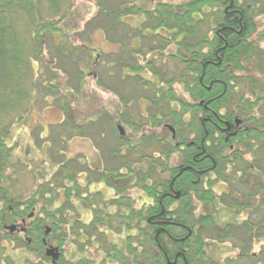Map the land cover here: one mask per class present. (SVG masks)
<instances>
[{"label": "trees", "instance_id": "16d2710c", "mask_svg": "<svg viewBox=\"0 0 264 264\" xmlns=\"http://www.w3.org/2000/svg\"><path fill=\"white\" fill-rule=\"evenodd\" d=\"M75 1L0 0V264L7 249L4 241L36 255L27 264H53L46 255V249L52 246L61 251L55 264H94L84 256L86 247L95 243L108 249L104 260L95 264H107L110 259L115 264H260L264 253L251 251L264 239V222L259 216L264 208V31L260 28L264 0H186L180 7L170 4V0H122L117 13L106 4L107 0H92L115 23L126 24L125 19L131 16L141 19V27L131 28V32L139 34L144 46L149 40L153 45L157 40L174 43V54L167 55L164 46L150 48L149 52L156 51L161 58L177 62V69L171 79L157 70L153 72L162 81L159 86L143 78L147 70H153V60L146 65L137 61L134 65L120 64L121 70L131 71L132 77L128 78H135L151 95L138 98L150 104L146 123H136L126 113L109 120L119 148L104 154L111 160L118 156L130 161L100 173L93 181L85 173L86 182H104L112 192L100 188L89 193L77 174L66 173L68 163L62 162L52 181L39 176L33 194L20 200L15 169L16 165L25 167L24 159L15 157L16 148L8 141L14 127L26 119L39 90L59 92L71 86V78H67L71 74L62 65L65 57L60 48L71 45L70 58L75 52L80 55L83 48L73 42L80 37L81 27L91 26L98 19H85L83 14L79 23L72 25L75 36L71 37L67 21L76 9ZM84 9L89 13V7ZM150 31L157 40L148 38ZM127 34L118 31L113 36ZM50 43L55 52L47 50ZM136 53L147 59L141 49ZM74 60L77 77L84 79L80 61ZM41 65L50 74L47 84L39 83L36 77ZM178 85L183 86L189 101L179 97L175 89ZM100 86L107 89L102 83ZM72 99H65L62 110L66 119L58 126L67 124L82 130L74 118L78 114L72 108ZM223 120L231 123L234 131L236 128L237 135L229 142ZM238 120L240 128L236 126ZM165 123L172 125L174 132H170L179 146L151 132L150 140L157 145L159 155H150L146 129L163 127L166 131ZM124 124L135 131L133 137L121 135L119 125ZM181 147L186 149L181 151ZM25 149L21 152L27 151L28 156L29 150ZM179 153L181 163L174 168L170 159ZM59 156H65L63 150ZM196 157L198 163L194 162ZM181 170L184 173L175 176ZM195 171L202 174L195 175ZM125 176H129L125 182L119 181ZM113 178L115 183L111 184ZM172 183L173 190L181 193L180 198L168 197ZM220 183L232 187V192L218 194L214 187ZM235 183L240 187L235 188ZM129 189L141 190L147 201L137 207L135 198L126 193ZM197 204L212 212L198 214ZM224 209L234 210L232 219L236 222L218 225L217 216ZM83 211L90 215L84 218ZM240 215L243 218L239 220ZM20 221L25 230L21 239L6 230ZM48 228L51 232L46 235ZM110 230L123 236L122 246L106 240V231ZM207 238L232 243L240 254L223 262L212 259L206 249ZM77 253L82 256L77 258ZM6 260L10 262V258Z\"/></svg>", "mask_w": 264, "mask_h": 264}, {"label": "rangeland", "instance_id": "374dc122", "mask_svg": "<svg viewBox=\"0 0 264 264\" xmlns=\"http://www.w3.org/2000/svg\"><path fill=\"white\" fill-rule=\"evenodd\" d=\"M91 1L92 0H76V9L70 14L67 21L69 25L67 31L70 32L68 33L71 37H74L73 31H71V28H73L72 25L78 24L80 17H84L83 14H86L85 19H92L98 16V19H96L91 26L81 27L80 37H78L77 40L75 39V42L72 41L75 46L81 45L83 52L80 55H76L75 52V55H73L74 58H70L72 54H69V52L73 49L71 45H69L68 48L60 46L65 57L62 58V65H64L71 74V76H67L68 79L71 78V86L69 88H62L59 92H46L43 89L39 90L33 97V101L30 104V112L27 117H25L26 119L21 126L14 127L12 136L8 141L11 147L15 146L16 148L15 157L19 160H21V158L24 159L25 167L16 165L15 169L19 177L17 189L20 200H26L33 194L40 180L39 176L43 175L48 181H52L54 177L59 174L60 164L62 162L68 163V170L66 173H68V175L77 174V178L81 181L83 186L86 185L85 176L87 174L85 175V173H88L90 178L92 176L91 179L93 181L100 173L110 172L113 166L117 168V166L120 167L125 161L128 163L130 159L125 158L126 160H123L121 157L116 156L114 160H111L104 154L107 150H118L119 148V142L112 133L109 120L115 117H121L126 113V115L129 114L136 123H146L148 121L147 116L150 104L149 101L145 99L138 100V98L145 97L148 94L151 95V93L146 90L144 85L137 83L135 78L129 79L128 77H132V73L127 69L121 70L122 65H134L135 61L139 62L141 65H146L147 62L153 60V70H147L143 78L159 86H162V81L153 72L157 70L161 72V74L163 73L165 76H168V79H171L175 74L174 71L177 69V62L167 57L161 58V54L156 53V51L153 53L149 52L150 48H160L164 46V48L166 47L167 55L174 54L176 51L174 43L169 44V47L166 42L161 43V41L154 38L153 34L155 33L150 31L148 38L154 41L157 40V43L153 45L152 43L154 42H150L151 40H149L144 46L139 34H137V32H131V28L141 27V19L131 16L125 19L126 24L115 23L113 18L105 15L98 7L94 6ZM185 1L186 0H170L168 2L180 7ZM120 2H122V0H107L106 4L113 9H111L112 11L117 13L121 11L120 6H118ZM85 6L90 8L89 13L87 9H84ZM260 28L261 31H264V19L261 21ZM118 31L129 34H127V36L117 35L118 37L116 38L113 35ZM161 33L168 36L165 32ZM56 39L58 42L56 43L59 45L60 38L57 37ZM139 49L144 52L143 54L147 57L146 60H144V57H137L139 55H136V52L139 51ZM47 50L52 52L56 51L54 45L51 43L49 47H47ZM91 50H94V53L90 52ZM132 50L135 52L134 55ZM95 58H99L100 62H98V64H96L98 59L95 61ZM74 59L80 61L79 69H83V73L86 77L83 75L81 76H83L84 79L80 76L77 77L76 73L78 71H76L77 69L73 62ZM121 63L122 65H120ZM49 75L44 65H41L39 71L36 73L37 80L39 83L43 84H47L45 80L49 79ZM101 83L106 86L107 89H102L100 86ZM175 89L181 99L189 101L183 86H175ZM68 97H73L72 108L76 114H78V116L75 115L74 118L77 119V122L82 126V130H77L67 124L65 126H58L61 124L63 125L66 119V114L62 108H64L65 99ZM119 127L125 129V133L128 137H131L132 134L135 133L128 125H119ZM146 130L149 131L147 132L149 133L147 135V144L150 148L147 150L148 153H151L150 155H159L157 145L150 140V133L158 134L160 137L167 139L169 138L167 130L164 131L163 127L161 129L149 127ZM136 143L138 142L136 141L134 145ZM21 148H28L31 154L28 153L27 156V151L25 152L22 150L21 152ZM61 150L64 151L65 156H59ZM135 156L138 155L136 154ZM135 156H133L134 159L137 158ZM119 173L120 172H116L115 174ZM123 173L128 172L124 171ZM130 173H132V171H130ZM128 178L129 176H125L123 180L120 179L119 181L125 182ZM110 181L111 184H114L115 178L110 179ZM262 181H264V178ZM124 182L122 183L125 184ZM69 184L71 185L70 182ZM239 187L240 184L235 183V188ZM214 188L218 194L231 193L233 190L232 187L225 183H220ZM104 191L106 192V189ZM126 193H131L133 198H135V205L137 207H141L144 201H147L143 199L144 195L139 189L132 191L129 189ZM236 196L239 197L240 194ZM62 199L64 202L65 198L63 197V193ZM128 199L130 198H127V200ZM76 202L77 204L80 203L79 200H76ZM86 211H83L84 218H86L85 214H89ZM105 211L108 212L109 210L105 209ZM211 212L212 210L209 207L197 204L198 214H208ZM233 213L234 210L224 209L220 214L221 217L217 216L218 225L224 226L228 222H236L235 219H232ZM260 215H262L261 221L264 222V208L259 216ZM238 218L240 220L243 216L240 215ZM106 232V240L115 244H121V246L123 245L122 235H116L117 233H114L112 230ZM210 236H214V233ZM263 243L264 239L259 240V242L253 246L251 252L263 254ZM3 246L7 247L6 251L3 253V264H27V260H35L34 256L36 255L26 251L23 247H19L18 244L4 241ZM206 249L210 258L222 262L229 257L237 258L240 254L239 249L235 248L232 243L221 244L210 238H207ZM68 251L69 248L66 252ZM107 251L108 249L102 244L95 243L94 246L86 247L85 256L88 254L99 263L106 257ZM67 254L68 256L70 255V253ZM75 256L79 258L82 255L77 253ZM7 258H10V262H7ZM106 263L115 264L112 259L107 260ZM208 263L209 261L206 262V264ZM263 263L264 260L261 259L260 264Z\"/></svg>", "mask_w": 264, "mask_h": 264}, {"label": "flooded vegetation", "instance_id": "af4514ba", "mask_svg": "<svg viewBox=\"0 0 264 264\" xmlns=\"http://www.w3.org/2000/svg\"><path fill=\"white\" fill-rule=\"evenodd\" d=\"M98 59V60H97ZM95 61H96V64H98V62H100L99 61V58H97ZM95 64V65H96ZM183 119L184 120H187V121H190L189 120V118H187V117H185V115H183ZM224 124V128H223V130H225L226 131V133H227V135H226V137H227V139H226V142H229L231 139H232V137H236V135H237V132H236V128H235V131L233 130V127H232V124L231 123H229L228 121H226V120H223L222 121ZM241 121H236V126L238 127V128H240L241 127ZM164 126H165V128H166V130H167V133H168V136H169V138H167L166 139V141L168 142H170V141H172V142H174V146H176V147H178L179 146V143H177V138L175 139V138H173L172 137V134H171V127H172V125L171 124H169V123H165L164 124ZM173 128V127H172ZM224 134H225V132H224ZM186 148L185 147H181V151H184ZM231 149H233V146L231 147ZM198 156H200V155H197V157ZM197 157L195 158V163H198L199 162V160H197ZM164 159H166V160H168V157L167 156H165L164 157ZM202 159L200 158V161H201ZM181 163V154L179 153V154H174L172 157H171V159H170V164H171V166L172 167H174V168H176V167H178L179 166V164ZM182 173H184V170H181V171H179L175 176H180ZM194 174L195 175H200V174H202V172H200V171H195L194 172ZM177 177H175L174 179H173V183H175V181L177 180ZM172 183V185H171V187H172V190H173V186H174V184ZM86 187L88 188V191H89V193H92L93 191H99V189L101 188V190H102V188L104 187V189H109V191H111L112 192V189H110V188H107V186H106V184L104 183V182H99V183H92V184H89V181L87 180V182H86ZM96 189H98V190H96ZM106 193H108V192H106ZM178 194H180L181 195V193L179 192V191H172L171 192V194L170 195H168V197L170 198V199H173V198H175V196H176V198H177V196H178ZM129 198H130V196H128ZM135 203V202H134ZM243 216V215H242ZM25 222L24 221H22V224H24ZM18 225V231L15 233V234H17L18 235V237L21 239V235L23 236L24 235V233H25V230L21 227V221H20V223L19 224H17ZM60 255H61V251H60ZM181 256V253L180 254H178V256H177V258H176V261L179 259V257ZM84 258H87L89 261H91V262H93L94 264L95 263H97L91 256H89L88 254L86 255V256H84ZM51 260H52V258H50ZM60 259V258H59ZM52 263L53 264H55L56 263V261L54 262L53 260H52ZM99 263H101V262H99ZM173 264H176V263H173Z\"/></svg>", "mask_w": 264, "mask_h": 264}, {"label": "water", "instance_id": "95a60500", "mask_svg": "<svg viewBox=\"0 0 264 264\" xmlns=\"http://www.w3.org/2000/svg\"><path fill=\"white\" fill-rule=\"evenodd\" d=\"M172 131L174 132L173 128L171 127ZM121 135H124L125 132L124 130L121 128ZM177 198H180V194H178ZM33 217V214L30 216V218ZM6 230L8 232H10L11 234H14L18 231V226L17 225H12V226H8L6 227ZM51 232V229L48 228V230L46 231V235H48ZM44 243L46 244L45 240ZM46 255L49 258H52V260L55 262L60 258V250L57 247H48L46 249Z\"/></svg>", "mask_w": 264, "mask_h": 264}]
</instances>
